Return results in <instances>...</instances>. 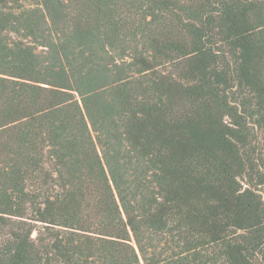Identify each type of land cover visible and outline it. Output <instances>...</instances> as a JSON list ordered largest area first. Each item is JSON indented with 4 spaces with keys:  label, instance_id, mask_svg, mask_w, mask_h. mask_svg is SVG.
Wrapping results in <instances>:
<instances>
[{
    "label": "trees",
    "instance_id": "1",
    "mask_svg": "<svg viewBox=\"0 0 264 264\" xmlns=\"http://www.w3.org/2000/svg\"><path fill=\"white\" fill-rule=\"evenodd\" d=\"M0 264H264V0H0Z\"/></svg>",
    "mask_w": 264,
    "mask_h": 264
}]
</instances>
